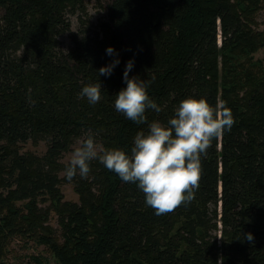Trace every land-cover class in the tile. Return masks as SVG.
Instances as JSON below:
<instances>
[{
    "label": "trees",
    "instance_id": "1",
    "mask_svg": "<svg viewBox=\"0 0 264 264\" xmlns=\"http://www.w3.org/2000/svg\"><path fill=\"white\" fill-rule=\"evenodd\" d=\"M105 1V18L74 29L68 14L85 0H0V264H24L8 258L15 236L46 246L54 262L32 255L37 264H264L263 2ZM109 45L120 63L99 77L114 59ZM130 58V75L151 81L161 107L144 123L114 107ZM99 80L93 105L79 91ZM187 95L226 102L234 118L202 156L193 200L156 215L135 183L98 159L86 178H66L62 159L89 129L98 151H130L138 130L167 121ZM28 142L46 150H25ZM63 181L78 201L64 198Z\"/></svg>",
    "mask_w": 264,
    "mask_h": 264
},
{
    "label": "clouds",
    "instance_id": "2",
    "mask_svg": "<svg viewBox=\"0 0 264 264\" xmlns=\"http://www.w3.org/2000/svg\"><path fill=\"white\" fill-rule=\"evenodd\" d=\"M113 56L109 63L98 69L100 76L111 75L120 63L113 45L106 48ZM134 60L125 64V86L116 92L114 107L118 112L137 123L147 120L146 110L161 111L160 105L148 91L150 80L130 75ZM154 79V78H153ZM102 82H89L79 91L90 104L101 99ZM234 123L230 107L213 105L204 95H187L174 107L167 121L153 119L146 129L136 132L130 151L121 147H106L98 151L95 134L89 129L79 146L71 153L65 175L71 180L76 175L86 178L90 162L99 160L105 168L114 171L122 181L133 182L145 194V203L156 215L172 211L183 202L194 199V189L199 188L202 156L211 140ZM252 234L248 233V239Z\"/></svg>",
    "mask_w": 264,
    "mask_h": 264
},
{
    "label": "rangeland",
    "instance_id": "3",
    "mask_svg": "<svg viewBox=\"0 0 264 264\" xmlns=\"http://www.w3.org/2000/svg\"><path fill=\"white\" fill-rule=\"evenodd\" d=\"M263 7L257 13L256 19V27L264 28V0ZM106 1L105 0H85V10H79L78 13H69L70 22L72 23V27L74 29H78L79 26H90L91 28L95 27V25L103 18H105ZM61 43L63 46H66L69 43V37L67 34H63L61 36ZM257 57H264V48L261 49L257 54ZM80 141H77L73 149L76 146H79ZM25 150L35 151L39 154L44 153L46 150V146L44 142L39 143V145H35L32 142H28L24 145ZM72 149V150H73ZM72 150L67 152L64 158L62 159L65 163H68L69 158L71 156ZM64 175V172L61 173V176ZM61 190L66 200H79V194L76 192L74 185L72 182L63 181L61 184ZM48 204V202H45ZM43 205V204H42ZM50 222L56 230H59V226L57 223V215L55 211L51 212ZM8 258L10 261H18L23 262L24 264H28L31 260L32 255L34 256H48L51 262H54L53 257L50 255L46 246L37 244L34 240H26L24 237L15 236L9 245V249L7 251ZM31 255V256H30ZM31 264H37L35 261L31 260Z\"/></svg>",
    "mask_w": 264,
    "mask_h": 264
}]
</instances>
